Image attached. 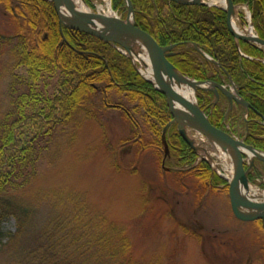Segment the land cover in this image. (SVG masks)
Instances as JSON below:
<instances>
[{
  "label": "rangeland",
  "instance_id": "374dc122",
  "mask_svg": "<svg viewBox=\"0 0 264 264\" xmlns=\"http://www.w3.org/2000/svg\"><path fill=\"white\" fill-rule=\"evenodd\" d=\"M85 1L93 11L97 6L106 10L108 0ZM235 4L234 21L238 28L248 34L252 25L255 33L257 24L251 16L250 2ZM111 7L116 11L112 4ZM10 22L9 14L0 7V31L10 32ZM85 40L69 43V49L82 55L95 53L85 49ZM219 45L228 51L226 42ZM13 62L0 54V117L11 107L10 72L27 80L26 68L11 69ZM40 77L35 85L41 97L36 114L63 89L64 76L59 69ZM90 84L97 92L87 100L85 108L75 110L68 122L54 124L52 143L41 153L34 179L1 196L0 264H23L21 258L47 216L63 210V201L51 199L49 194L59 193L60 198L61 193L73 191L84 195L93 212L104 214L123 228L132 256L139 264H264V230L256 221L235 215L233 195L224 188L204 186L191 173L167 170L168 165H162L159 146L139 149L133 136L139 130L141 143H145L153 126L138 114L140 110L129 118L106 106V99L111 104L120 100L127 104L114 89H107L106 95L97 89L102 82ZM24 91L26 88L20 86L19 93ZM7 202L27 209L24 229L23 219L18 229L17 216L5 212Z\"/></svg>",
  "mask_w": 264,
  "mask_h": 264
},
{
  "label": "trees",
  "instance_id": "16d2710c",
  "mask_svg": "<svg viewBox=\"0 0 264 264\" xmlns=\"http://www.w3.org/2000/svg\"><path fill=\"white\" fill-rule=\"evenodd\" d=\"M233 1L250 2L254 22L264 37V0ZM134 3L144 5L141 9L145 14L156 15L154 6L148 0L145 2L134 0ZM111 4L114 8H118L121 2L113 0ZM160 6L162 5L157 6L159 14L165 13V9L163 11ZM0 7L9 14L11 19V31H0V54L14 61L11 69L22 66L26 68L28 74L25 80L14 71L10 72L8 95L11 107L0 117L1 198L7 192L16 191L34 179L40 155L47 151L52 143L54 124L68 122L66 120L75 110L85 108L87 100L97 92L91 87V82H131L129 87H123L127 90V97L130 99L133 98L132 90H129L130 86L139 85L141 89L146 90L145 86L148 85L135 72L128 58L114 48L94 36L63 28L64 35L70 44L86 39L85 49L106 58L111 75L104 66L102 57L92 53L82 55L71 51L60 36L56 14L51 3L42 0H0ZM164 8L169 10H166V13L175 17L172 18L175 22L172 27L165 25L167 31L180 32L186 26L183 36L187 35V39L201 38L204 51L213 57L217 55L220 62L226 63L234 79L240 80L244 86L249 83L246 80L247 77L252 79L249 88H246L252 94L246 96L251 105L264 116V65L258 60L239 57L226 27L225 12L220 8L182 5L174 2ZM183 19L188 20L189 23L181 24L180 20ZM200 31L203 34H200ZM155 32L158 33L159 39H164L160 36V33L164 35V28L158 25ZM43 33L47 34L45 38ZM222 39L228 45V51L219 45L220 42L223 44ZM253 50L256 51L254 52L256 55L261 54L256 49ZM198 60L199 57L196 55L194 57L188 55L189 69L196 73H198L196 64L200 65ZM55 68L59 69L64 76L62 85L60 84L63 89L60 87L62 90L60 89L51 101L48 100L42 105L40 113L36 114L35 111L38 109L36 106L41 97L35 85L44 72ZM22 85L27 91L19 93ZM115 86L112 84L109 87L114 89ZM244 92L247 91L244 89ZM139 98L138 108L144 109L141 115L153 128L150 130L151 133L148 130L149 137L145 143H141L142 134L138 130L133 136V143L138 144L139 149L157 148L160 145V126L167 121L166 113L162 110L164 105L158 102L153 104L144 97ZM252 128L264 134V127L261 125L254 123ZM172 131L173 129L168 133L170 148L174 151L180 148L184 154L179 165H191L194 161L193 151ZM255 145L264 148V139L255 141ZM174 154L181 155L180 151L179 153L175 151ZM203 168L205 170H202ZM208 168L200 163L192 170L179 173H191L204 186H209ZM219 182L221 180L214 176L213 184ZM58 195L59 193L55 192L49 194V197L55 200L61 199L63 210L52 212L47 216L40 233L27 246L26 255L21 258L23 264H139L132 256L131 243L124 235L122 227L109 220L104 214L93 212L84 200L83 194L73 191L61 193L60 198ZM4 210L8 214L17 216L18 229L23 219L24 229L27 217V209L24 205L22 208L7 202ZM257 222L260 225V222ZM18 264L22 262L18 261Z\"/></svg>",
  "mask_w": 264,
  "mask_h": 264
},
{
  "label": "water",
  "instance_id": "95a60500",
  "mask_svg": "<svg viewBox=\"0 0 264 264\" xmlns=\"http://www.w3.org/2000/svg\"><path fill=\"white\" fill-rule=\"evenodd\" d=\"M48 1L53 4L59 31L66 43L68 42L64 37L62 27L92 35L109 43L129 58L134 69L144 79L150 81L156 90L166 96L173 118L164 125L161 131L162 162L169 156L166 134L170 125L176 124L179 136L200 158H204L201 152L205 148L190 134V131L192 129L196 134L204 136L208 146L222 153L228 164L231 175L228 181L233 188L231 194H234L232 202L235 215L242 220H260L264 224V189L254 187L248 179L253 160L257 159L264 163V151L247 145L241 140L234 139L229 133L212 125L197 103L196 92L198 90H213L217 96V91L215 90V87H217L224 91L228 101L234 100L239 107L244 106L246 111L252 109L260 116L261 124L264 126V116L249 102L245 101L243 97L238 95L235 83L232 82L235 91L232 93L226 91L220 84L196 80L184 75L166 59L172 46L156 45L135 26L134 9L130 0H124L127 13L123 19L113 16L95 15L83 9L81 10L80 4L87 7L85 0ZM170 1L182 5H207L204 0ZM224 1L225 6L223 9L226 12L227 26L235 39L236 45H238V40H241L259 48L264 47V40L257 35H243L233 28L231 20L236 15V5L232 0ZM188 44L194 47L204 59L220 66L218 61L198 48L196 43L189 42ZM104 62L107 63L105 59ZM141 68H144L146 73H150L149 77L141 71ZM205 156L212 161L207 152ZM245 157H249V167L246 170L242 167V161ZM167 169L185 170L178 167ZM252 188L256 190V193L252 192Z\"/></svg>",
  "mask_w": 264,
  "mask_h": 264
},
{
  "label": "flooded vegetation",
  "instance_id": "af4514ba",
  "mask_svg": "<svg viewBox=\"0 0 264 264\" xmlns=\"http://www.w3.org/2000/svg\"><path fill=\"white\" fill-rule=\"evenodd\" d=\"M112 1L113 0H110L111 3ZM143 1L145 2V0ZM148 1L154 6L156 15L145 14L143 9H141V7L144 5L140 6L139 4L134 3V0H130L131 5L133 6V9H134L135 26L138 29H140L146 36H148L156 45L172 46L171 49L168 51V55L166 56V59L171 64H173V66H175L179 71H181L184 75L190 78L196 79V80L208 81V82H214V83L220 84L228 92H232V93L235 92L233 83H232L234 82L236 85V90L238 92V95L243 97L245 101L251 104V102L248 100L246 95H250L252 93L246 88L247 87L249 88V83L252 82V79H249V77H247L246 80L249 81V83L246 86H244L240 82V80L237 81L236 79L233 78V76L231 75V73L229 72L227 68L228 65H226V63L222 61L221 62L218 61L219 59L217 58V55L214 56V58L218 59L217 61L219 62L220 66H217L214 63H211L210 61H207V60L203 61L201 59L202 55L194 47L188 44L189 42H194L197 44L198 48L203 49L204 44L201 38L198 37L197 39L195 38L187 39L186 38L187 35L183 36L184 32H186V26H184L183 29L180 30V32L167 31L165 25L172 27L175 23L174 20H172V18L174 19L175 17L174 16L172 17L170 14L166 13V10L167 11L169 10L168 8H164L166 5L169 7L171 4V1L170 0H148ZM87 2L90 3L91 1L87 0ZM120 2L121 4L117 8V11H118V14L122 18H124L127 13V8L125 6L124 0H120ZM159 4L163 6V7L162 6L160 7L163 9V11L165 9L164 11L165 13L159 14V10L157 8ZM177 19L178 18H176V20ZM180 21L182 22L181 24L189 23L188 20H184V19ZM240 22H244V20H240ZM225 23L228 29L226 14H225ZM158 25L165 29L164 35L160 33V36L164 38L162 40L158 38L159 35L157 32H155ZM255 29L257 31L255 30L256 32L254 33V35H257L259 38L264 40L263 35L260 33L257 27ZM228 32L231 36V39L234 42V45L236 46L234 37L230 33L229 29H228ZM200 34H203V32L200 31ZM242 34L247 35V36H252V34H246L245 32H243ZM43 35H44V38L47 36L46 33H44ZM66 45L68 47L70 46L69 43H66ZM236 48L238 50L237 51L238 54H239V49H240L246 55V56H243L239 54L240 58L258 60L264 65V48L262 47L259 48L253 44H250V43H247L241 40H239V48L237 46ZM253 49H256L261 54L256 55L254 53L256 51H254ZM188 55L192 57L196 55L197 57H199V61H200L199 64L201 66L196 64V69H198V73L191 71L189 69ZM247 56H249L250 58H248ZM100 57L102 56L100 55ZM102 58L104 62V59L106 58L104 57ZM104 66L107 68L108 73L111 75V71L109 70V67H108V62L107 63L104 62ZM209 69H211V72H209ZM135 72L147 83L148 86L147 87L145 86L146 90L141 89L139 85L130 86L129 90H132V96H133V98L130 99L129 97H127V90H125L123 87L130 85L131 82L122 83V82L113 81L114 83L113 82L108 83L106 81H102V84L97 85L98 86L97 89L101 90L104 93V95H106V93L109 92L107 90L110 88L109 86L112 84H115L116 86L114 90L116 92L115 91L114 92L118 94V96L120 95L119 97L124 100L123 102L127 104V106H125L123 103H120L121 100L118 101V103L111 104L107 101V99L106 100L104 99L105 100L104 104L111 108H115L118 111H121L126 117L131 118L135 116V112L137 113L139 112V110H141L140 112L143 113L144 109L138 108V106L140 105L139 97H144V98H147L148 101H151V103L153 104L158 102L164 105L162 110L166 113V117H165L167 119V121L165 122L166 124L172 118V112L168 106L166 96L162 94L161 92H159L158 90H156L153 87V84L150 81L144 79L136 70ZM150 79L152 80V78ZM244 89L247 92H244ZM215 90L217 91V96L215 95V92L213 90H198L196 92L197 103L200 109L206 114L211 124L229 133L230 135H232L234 139L241 140L248 145L256 146L257 148L264 150L262 146L255 145V141L259 139H264V134L258 133L252 128L254 123H257L260 125L261 123L260 116L256 114L255 112L252 113L253 111L252 109H249V111H246L244 106L239 107V105L234 100H232L231 102L228 101V98L226 94L224 93V91H222V89L215 87ZM141 113H138V114L141 115ZM172 129H173L172 131L173 134L177 136L178 134L176 133L175 124H172L170 126L169 132ZM258 131H261V130H258ZM171 147L175 149L172 145ZM171 151H173V153L171 152L170 157L167 158V162L170 163V166H177L181 164L184 158L183 157L184 154L181 152L180 148H177L175 151L178 153L180 151L181 155H178V154L175 155L174 154L175 151L172 149ZM194 159H195V155H194ZM247 160L248 159L246 158V159H243L242 161V167L244 170L248 169L249 167V163ZM200 163H203L209 167V165L204 161H199L196 164V166H198ZM208 169L210 173V180H209L210 186L216 188V190H220L224 188L230 192L231 189L224 182L213 184L215 172L213 173L210 167ZM202 170H205V168H203ZM263 176H264V164L254 159L253 164L250 167V170L248 173V178L251 181L257 182L259 185H263V181H264Z\"/></svg>",
  "mask_w": 264,
  "mask_h": 264
},
{
  "label": "bare ground",
  "instance_id": "6f19581e",
  "mask_svg": "<svg viewBox=\"0 0 264 264\" xmlns=\"http://www.w3.org/2000/svg\"><path fill=\"white\" fill-rule=\"evenodd\" d=\"M220 3L222 6H225V1L224 0H211V1H209V3L210 4H216V3ZM242 8L244 9V11L246 12V14L248 15V17H249V14H248V10H247V7L245 6V5H243L242 6ZM80 9L82 10H85V11H91L89 8H87L85 5H83V4H80ZM106 9H107V11H104L105 9L104 8H102L101 6H98V11H99V13H101V14H106V16H112L111 14H112V10L111 9H109V5H108V1H107V5H106ZM102 11H104V13H102ZM232 26L234 27V29L235 30H239L238 29V27H237V25H236V23H235V21L234 20H232ZM250 29V31L253 33V30H252V28L250 27L249 28ZM103 42H105V41H103ZM107 45H109V46H111L112 48H114L117 52H119L120 54H122L123 55V53L120 51V50H118L117 48H115L114 46H112V45H110L109 43H107V42H105ZM147 74V76L149 77V74L148 73H146ZM252 146V145H251ZM254 148H256V149H259V148H257L256 146H253ZM260 150V149H259ZM261 163H263V162H261ZM264 164V163H263ZM195 167H198V166H196V165H194L193 166V168H195ZM252 190V192H254V193H256V190L255 189H251ZM232 191H233V189H232ZM230 193V192H229ZM232 193V192H231ZM232 195H234V194H232Z\"/></svg>",
  "mask_w": 264,
  "mask_h": 264
}]
</instances>
